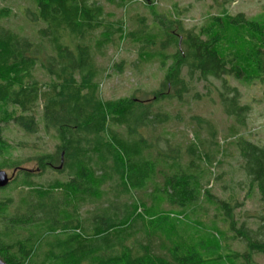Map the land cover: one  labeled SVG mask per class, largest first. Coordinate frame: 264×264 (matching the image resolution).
I'll list each match as a JSON object with an SVG mask.
<instances>
[{"label":"trees","instance_id":"1","mask_svg":"<svg viewBox=\"0 0 264 264\" xmlns=\"http://www.w3.org/2000/svg\"><path fill=\"white\" fill-rule=\"evenodd\" d=\"M31 2L34 21L43 24L38 31L41 45L20 33L0 30V125L13 122L29 135L42 130L57 145L55 153L39 155L40 168L29 172L17 168L12 145L0 133V170L24 172L26 189L13 214L8 211L11 200L0 201V258L6 264H240V260L251 264L253 256L264 257V143L241 137L235 142L250 192L256 188L260 196L262 213L253 217L259 221L253 229L246 221L236 220L235 211L241 207L236 200H216L204 187L214 154L199 152L198 146L204 143L200 131L212 139L217 134L206 121L197 120L200 130L187 149L202 155L199 166H193L194 161L184 166L180 147H172L166 139L164 149L163 136L148 142L138 132L140 127L156 130L170 121L167 113L153 114L157 103L167 98L183 101L193 86L213 80L222 84L217 94L225 114L245 127L251 109L240 104V93L229 85L228 77L251 83L264 74V15L248 19L243 14L222 13L235 29L252 36L256 48H246V55L254 73L247 75L238 57L227 59L218 51L223 18L212 17L209 27L188 29L183 25V11L174 5L169 17L153 22L154 30L144 25L139 35H128L141 44L149 62H159L165 73L161 89L150 100H103L96 56L124 34V22L108 21L103 7L91 0ZM153 3L150 0L147 8L158 18ZM11 14L8 8L0 9V20ZM168 47L175 53H167ZM38 68L49 81L35 77ZM161 160L168 161L171 173L164 187H156L154 204L147 209L131 195L153 183ZM50 169L62 179L46 187L31 180ZM160 198L181 208V213L190 211L189 215L181 219L180 211L161 214L155 207ZM203 199L221 212L228 230L247 251L222 253L227 236L200 223L196 226L191 213H196ZM185 227H194L205 237L191 247L181 246L175 239Z\"/></svg>","mask_w":264,"mask_h":264},{"label":"rangeland","instance_id":"2","mask_svg":"<svg viewBox=\"0 0 264 264\" xmlns=\"http://www.w3.org/2000/svg\"><path fill=\"white\" fill-rule=\"evenodd\" d=\"M103 7L105 18L110 22L122 21L125 24L124 36H116L115 43L109 45L102 54H97L96 64L100 71L97 79L99 85V97L103 100L121 99L126 97H137L141 100L153 98L154 91L161 89L164 71L161 70L159 62H149L143 54L141 44L137 43L129 34L137 33L148 25L149 29L154 28L153 22L169 17V11L174 5L183 11V25L186 28L202 26L209 27L212 17L223 18L224 30L222 32V42L218 45L219 53L227 58H239L241 65L247 75H252L253 65L248 61L246 48L252 47V36L250 33H242L230 25L229 20L222 16L225 11L228 15L236 17L243 14L248 19H255L264 15V0H154L158 18L150 13L148 2L141 0H125L123 6L120 0H91ZM8 8L12 11L9 18L0 20V30L8 29L22 36L27 37L41 45V37L38 31L43 28V24L35 20V7L31 0H0V9ZM154 30V29H152ZM174 31H178L175 29ZM96 32V38L99 35ZM127 35V37H126ZM246 38L245 44L242 39ZM46 43V41H44ZM256 44V43H255ZM256 48V47H252ZM264 49V48H262ZM152 50V49H151ZM153 51H156L153 50ZM167 53H175L173 47L167 48ZM35 77L46 83L49 81L46 74L38 68ZM231 87L238 89L242 106L249 105L250 112L245 117V127L238 125L235 119L228 117L220 104L217 88H222L220 81L201 82L193 86L191 93L183 101L177 98H167L157 103L152 111L153 114L167 113L170 121L161 127L139 128V134L154 141L157 136H163L161 146L166 148L165 141L169 144L180 147L181 163L186 166L194 161L193 166H199L202 155L188 151V147L194 143L196 131L200 125L198 119H202L209 124L217 134L212 139L206 131H200L203 145H199V152H213V165L208 167L209 173L206 175L204 187L209 189L216 200L230 201L236 200L241 207L236 209V220L241 224L247 222V226L256 229L259 221L254 216L262 213L260 196L256 188L250 192V184L241 170L242 159L235 146L236 140L240 137L256 144L264 143V74L257 77L254 82L237 81L228 77ZM169 91V90H164ZM172 93V92H169ZM198 95V99L195 96ZM12 112V108L9 109ZM18 115V114H17ZM206 126V125H205ZM1 138L12 145V161L18 163L17 168L37 170L40 168L37 157L45 152L55 153L56 142L46 137L41 130L36 135H29L13 122L0 125ZM206 129V128H205ZM236 135V136H235ZM235 136V137H234ZM220 146V149H217ZM198 150V149H197ZM222 153V154H220ZM2 159H0V162ZM168 161L158 162L154 174L153 183H149L146 190L133 192L132 199L135 202H144L147 209L154 204L152 195L157 196L156 187H164L165 177L171 173L167 164ZM59 166V163L57 164ZM201 166V165H200ZM9 176L15 168H5ZM24 172H18L15 180L9 188L0 190V201L11 200L9 214H13L21 201L22 191H26L22 186ZM31 179L38 186H48L54 179L61 178L62 175L54 169L46 172H38ZM131 199V198H130ZM155 207L161 214L177 213L181 208L173 206L168 200L160 198ZM90 208V207H89ZM86 210L82 211L85 216ZM190 211L183 212L179 216L181 219L189 215ZM192 219L196 226L200 224L212 229L217 234H225L227 241L222 246V253L228 251L245 252V246L234 239V234L228 230L224 223L221 212L215 206L208 204L204 199L192 214ZM249 217V218H248ZM195 228H181L177 232V243L185 247L193 246L197 241L202 240L204 233L195 232ZM239 263H243L242 260ZM251 264H264L263 256H253Z\"/></svg>","mask_w":264,"mask_h":264},{"label":"water","instance_id":"3","mask_svg":"<svg viewBox=\"0 0 264 264\" xmlns=\"http://www.w3.org/2000/svg\"><path fill=\"white\" fill-rule=\"evenodd\" d=\"M144 2H149L150 0H141ZM61 168V167H60ZM21 170H27V169H21ZM29 172H32L31 170H27ZM16 174V170L12 173L11 176L7 173L5 170H0V190L8 187L11 183V181L14 179ZM0 264H6L1 258H0Z\"/></svg>","mask_w":264,"mask_h":264},{"label":"flooded vegetation","instance_id":"4","mask_svg":"<svg viewBox=\"0 0 264 264\" xmlns=\"http://www.w3.org/2000/svg\"><path fill=\"white\" fill-rule=\"evenodd\" d=\"M21 169H24V168H21ZM14 172V171H13ZM17 173H18V170H16V174H15V177L17 176ZM12 175V174H11ZM15 177H14V179H15ZM14 179L11 181V183L14 181ZM10 183V184H11Z\"/></svg>","mask_w":264,"mask_h":264}]
</instances>
